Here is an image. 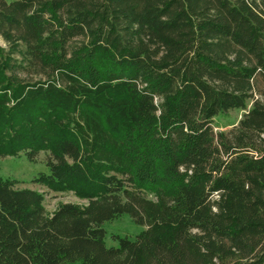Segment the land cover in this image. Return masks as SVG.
Returning a JSON list of instances; mask_svg holds the SVG:
<instances>
[{"label": "trees", "instance_id": "trees-1", "mask_svg": "<svg viewBox=\"0 0 264 264\" xmlns=\"http://www.w3.org/2000/svg\"><path fill=\"white\" fill-rule=\"evenodd\" d=\"M0 37V156L86 200L0 175V264H264V0H0Z\"/></svg>", "mask_w": 264, "mask_h": 264}, {"label": "rangeland", "instance_id": "rangeland-1", "mask_svg": "<svg viewBox=\"0 0 264 264\" xmlns=\"http://www.w3.org/2000/svg\"><path fill=\"white\" fill-rule=\"evenodd\" d=\"M0 44L2 46L5 45L1 37ZM242 113L243 110L234 109L215 117L213 121L214 130H229L237 123ZM45 158L46 153L43 151L38 153L35 162L28 161L24 155L0 156V175L4 178L13 179L14 187H28L42 193L43 204L48 213H51L61 202L85 204V199L77 197L71 191H53L39 182L33 181V178L39 172H47V167L44 163ZM103 227L106 230L104 239L106 246H117V241L112 238V234L127 235L130 238H134L135 234L144 228V226L131 221L128 214H123L113 221L105 222Z\"/></svg>", "mask_w": 264, "mask_h": 264}]
</instances>
